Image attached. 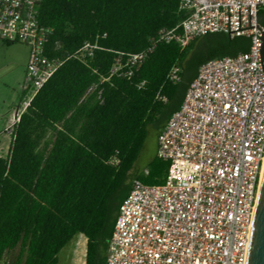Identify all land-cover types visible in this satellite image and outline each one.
I'll list each match as a JSON object with an SVG mask.
<instances>
[{
	"label": "trees",
	"instance_id": "1",
	"mask_svg": "<svg viewBox=\"0 0 264 264\" xmlns=\"http://www.w3.org/2000/svg\"><path fill=\"white\" fill-rule=\"evenodd\" d=\"M180 0H40L51 29L46 51L66 56L85 41L93 56L66 59L20 114L9 154L0 157V258L10 264H58L59 252L86 237L85 264H106L119 205L138 178L164 181L168 162L156 152L130 176L150 129L158 136L209 59L248 49L244 36L217 32L181 49L159 42L130 77L111 75L117 53L137 52L182 18ZM264 25V10L260 12ZM181 67L173 83L167 72ZM160 92L167 100H157Z\"/></svg>",
	"mask_w": 264,
	"mask_h": 264
},
{
	"label": "built area",
	"instance_id": "2",
	"mask_svg": "<svg viewBox=\"0 0 264 264\" xmlns=\"http://www.w3.org/2000/svg\"><path fill=\"white\" fill-rule=\"evenodd\" d=\"M40 0H0V41L28 47L25 79L29 96L10 125L9 154L20 114L63 62L93 56L85 41L66 58L51 56V29L40 23ZM183 15L137 52L117 53L111 75L130 77L159 42L181 49L210 33L244 36L248 49L209 59L198 70L180 107L163 126L156 155L168 162L164 181L138 178L119 205L108 239L106 264H247L251 225L264 170V71L261 47L264 0H180ZM173 64L167 79L180 80ZM157 100L166 101L158 92ZM0 264H10L7 257Z\"/></svg>",
	"mask_w": 264,
	"mask_h": 264
},
{
	"label": "rangeland",
	"instance_id": "3",
	"mask_svg": "<svg viewBox=\"0 0 264 264\" xmlns=\"http://www.w3.org/2000/svg\"><path fill=\"white\" fill-rule=\"evenodd\" d=\"M11 45L10 48L0 46V130L9 119L13 109L17 106L21 109L23 100L28 99L30 94L25 79L26 65L24 62L28 47L22 43ZM155 152L156 133L154 129H150L144 147L129 172L130 176L143 172ZM2 153H6V148ZM77 238L76 236L59 252L58 264H85L83 247L81 244L77 245ZM9 256L6 257L9 258Z\"/></svg>",
	"mask_w": 264,
	"mask_h": 264
},
{
	"label": "water",
	"instance_id": "4",
	"mask_svg": "<svg viewBox=\"0 0 264 264\" xmlns=\"http://www.w3.org/2000/svg\"><path fill=\"white\" fill-rule=\"evenodd\" d=\"M261 58L264 71V34L262 37ZM261 182L257 208L251 225L247 264H264V174Z\"/></svg>",
	"mask_w": 264,
	"mask_h": 264
},
{
	"label": "crops",
	"instance_id": "5",
	"mask_svg": "<svg viewBox=\"0 0 264 264\" xmlns=\"http://www.w3.org/2000/svg\"><path fill=\"white\" fill-rule=\"evenodd\" d=\"M0 46H5V47H8V48H10V46H12L11 44H9V43H4V42H2V41H0ZM27 56H28V54L25 56V65H26V61H27ZM25 100H23V102H24ZM17 109H20V106H17L15 109H13V111L11 112V115H10V117H9V119L5 122V124H4V126H3V128L0 130V147H2L3 149L4 148H6L7 146H8V136L6 135V134H4V129H5V127H7L8 125H10V123H11V121H12V117H13V115H14V113H15V111L17 110ZM77 245L78 244H81V246L83 247V250H82V252H83V255L85 256V253H86V237L83 235V234H79V235H77ZM85 247V248H84Z\"/></svg>",
	"mask_w": 264,
	"mask_h": 264
},
{
	"label": "bare ground",
	"instance_id": "6",
	"mask_svg": "<svg viewBox=\"0 0 264 264\" xmlns=\"http://www.w3.org/2000/svg\"><path fill=\"white\" fill-rule=\"evenodd\" d=\"M263 174H264V170H263ZM262 178H263V175H262ZM262 178H261V181H262ZM261 187V186H260Z\"/></svg>",
	"mask_w": 264,
	"mask_h": 264
}]
</instances>
